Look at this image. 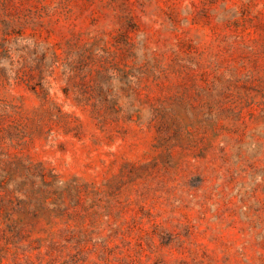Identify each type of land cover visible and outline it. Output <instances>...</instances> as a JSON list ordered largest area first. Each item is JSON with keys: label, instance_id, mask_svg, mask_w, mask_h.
Returning <instances> with one entry per match:
<instances>
[{"label": "rangeland", "instance_id": "rangeland-1", "mask_svg": "<svg viewBox=\"0 0 264 264\" xmlns=\"http://www.w3.org/2000/svg\"><path fill=\"white\" fill-rule=\"evenodd\" d=\"M0 264H264V0H0Z\"/></svg>", "mask_w": 264, "mask_h": 264}]
</instances>
